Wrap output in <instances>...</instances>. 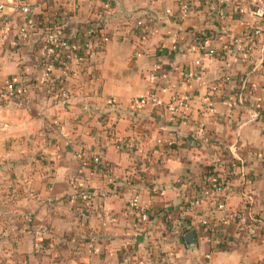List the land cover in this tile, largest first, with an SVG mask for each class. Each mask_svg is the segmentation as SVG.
Wrapping results in <instances>:
<instances>
[{
    "label": "crops",
    "instance_id": "1",
    "mask_svg": "<svg viewBox=\"0 0 264 264\" xmlns=\"http://www.w3.org/2000/svg\"><path fill=\"white\" fill-rule=\"evenodd\" d=\"M188 1L189 17L180 21L175 0H0V255L7 261L264 264V36L251 33L264 26V0ZM16 3L31 11L15 12ZM141 18L153 26L147 37L134 27ZM50 27L76 33L78 47L54 71L69 89L66 106L46 94L42 78ZM89 27L110 37L101 50L84 37ZM190 69L198 75L186 80L181 70ZM6 81L14 83L11 98L1 93ZM149 92L164 100L190 92V113L172 119L160 107L131 106ZM114 137L139 145L118 149ZM88 152L100 155L98 165ZM206 170L229 182L230 210L253 202L239 224L211 212L212 236L188 246L189 221L173 234L171 220L186 194L211 211ZM80 186L96 193L92 215L72 197ZM133 197L149 212L145 224L132 212ZM35 226L47 231L35 238Z\"/></svg>",
    "mask_w": 264,
    "mask_h": 264
},
{
    "label": "built area",
    "instance_id": "2",
    "mask_svg": "<svg viewBox=\"0 0 264 264\" xmlns=\"http://www.w3.org/2000/svg\"><path fill=\"white\" fill-rule=\"evenodd\" d=\"M176 9L175 14L178 20L184 21L189 17L190 6L188 0H175ZM1 7V6H0ZM30 4L16 3L13 5L15 12L28 14L31 11ZM260 8L255 11L259 14ZM240 11V10H239ZM166 14L172 15L170 10H166ZM225 10L223 7L220 8L218 16L223 19ZM134 27L137 29V33L142 37H147L152 33L153 26L146 19H137L134 22ZM26 26L23 24L18 31L17 36L23 37L25 35ZM83 35L87 39H91L97 43V48L101 50L110 40V37L106 34L100 33L96 30V27H89L82 31ZM251 33L254 36H264V26H252ZM6 38L0 35V45H4ZM45 43L49 47V52L46 54L43 66H42V78L45 85V92L48 96L56 98L62 106H66L70 98V92L64 82L55 77L54 71L59 67H66L69 52L74 45L78 47L76 33L71 37H66L61 29L57 27H50L47 29L45 36ZM195 65H199V61H195ZM77 72L73 71L75 75ZM181 75L184 79L189 80L198 75L195 70H181ZM219 83L214 84L210 88V95L213 96V92L217 90ZM15 87L12 81H6L2 88V96L4 98H11L15 95ZM193 96L190 92H174L166 100L162 99L155 92H149L146 95L139 97H133L130 99L132 107L139 108L142 106L150 105L152 107H160L170 118H185L190 113V104ZM195 135L199 136L202 140L205 139V131L202 127H198L195 130ZM115 146L122 150H133L138 147L139 140L132 138H113ZM89 159L93 165L100 163V155L94 152H88L86 159ZM234 164V163H233ZM181 183V180H177ZM206 184L210 186L213 193V208L211 211H200L201 199L192 194L185 195V201L179 208V216L174 217L171 221V232L173 234L180 233L181 219L187 218L189 221V228H192L195 234V240L203 239L206 235L214 233L213 227L210 222V214L215 211L222 217L223 220L229 223H241L246 217L245 210L247 205H251L253 201L251 199L243 200L245 203L242 207L230 210L227 206V200L229 196V182L227 180H220L215 176L211 175L206 178ZM163 194V191L160 192ZM73 199L80 202V207L83 209L85 216H89L97 212L95 208L94 199L96 193L90 190L87 186H80L76 193L73 194ZM130 206L132 212L135 214L139 224H145L149 220V212L147 208L139 201L138 197H133L130 200ZM31 233L36 238L37 236L47 231L46 227L35 226L31 227ZM211 238V241L217 245L219 240L217 238ZM34 247L39 249L42 247L40 240L34 241ZM139 264L143 263V260L138 261Z\"/></svg>",
    "mask_w": 264,
    "mask_h": 264
},
{
    "label": "water",
    "instance_id": "3",
    "mask_svg": "<svg viewBox=\"0 0 264 264\" xmlns=\"http://www.w3.org/2000/svg\"><path fill=\"white\" fill-rule=\"evenodd\" d=\"M184 240H185V242H186V244L188 246H190L191 244H194V242H195V234H194V231L190 230L187 233H185Z\"/></svg>",
    "mask_w": 264,
    "mask_h": 264
},
{
    "label": "rangeland",
    "instance_id": "4",
    "mask_svg": "<svg viewBox=\"0 0 264 264\" xmlns=\"http://www.w3.org/2000/svg\"><path fill=\"white\" fill-rule=\"evenodd\" d=\"M4 244L0 242V249H4ZM7 257H4L3 255H0V264H4V263H7V264H12L10 263L9 261H7Z\"/></svg>",
    "mask_w": 264,
    "mask_h": 264
},
{
    "label": "trees",
    "instance_id": "5",
    "mask_svg": "<svg viewBox=\"0 0 264 264\" xmlns=\"http://www.w3.org/2000/svg\"><path fill=\"white\" fill-rule=\"evenodd\" d=\"M205 175L208 177V176H211V175H213L211 172H208L207 170L205 171ZM246 207H248V206H246ZM248 209V208H247ZM247 211V210H246ZM245 212V211H244ZM190 230H192V228H188L186 231H190Z\"/></svg>",
    "mask_w": 264,
    "mask_h": 264
}]
</instances>
